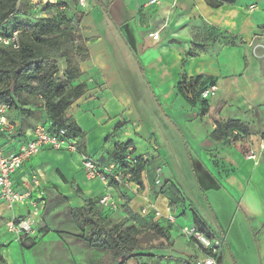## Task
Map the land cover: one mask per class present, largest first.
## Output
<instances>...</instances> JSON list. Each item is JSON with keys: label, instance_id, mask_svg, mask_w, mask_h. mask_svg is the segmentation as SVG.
<instances>
[{"label": "crops", "instance_id": "crops-1", "mask_svg": "<svg viewBox=\"0 0 264 264\" xmlns=\"http://www.w3.org/2000/svg\"><path fill=\"white\" fill-rule=\"evenodd\" d=\"M250 5H254L251 10ZM77 9L81 42L89 57L71 83L84 82V93L65 115L84 133L80 147L85 155L111 161L117 143L130 141L135 151L138 144L134 137L142 140L148 150L140 154H156L154 163L170 169L168 180L180 191L178 200L189 224H194V210L209 235L217 238L220 264H264V0H236L216 7L207 0H86L85 7ZM208 32L234 41L222 43ZM65 65L61 59L59 79H64ZM181 76L186 80L199 77L198 86L215 84L213 97L220 100L219 116L244 121L248 133L234 129L239 135L225 142V136H213L214 130L199 129L198 121L188 122L184 113L188 104L177 88ZM143 82L153 100L141 95ZM12 109L7 117L19 131L0 134L4 153L16 151L30 139L36 124H49L43 108L40 119L27 126L12 117ZM117 125L121 127L114 132ZM261 145L258 163L246 158L249 146L259 151ZM79 162L74 153L45 148L13 174L14 187L33 188V198L42 200V212L50 189L71 208H80L85 199H96L104 185L98 179H88ZM33 175L38 176L39 187L31 186ZM72 183L81 195L74 192ZM148 183L144 181L137 194L118 193L123 205L129 198L126 207L132 213L146 203L161 210L169 204L166 196L155 193L157 189ZM250 203L259 208L256 214L248 212ZM123 205L109 218H130ZM12 210L16 213L10 214ZM27 211L25 205L9 209L0 201L2 247L9 239L6 222ZM2 247L0 252L7 259ZM198 256L199 252L191 260Z\"/></svg>", "mask_w": 264, "mask_h": 264}, {"label": "trees", "instance_id": "trees-1", "mask_svg": "<svg viewBox=\"0 0 264 264\" xmlns=\"http://www.w3.org/2000/svg\"><path fill=\"white\" fill-rule=\"evenodd\" d=\"M235 2L236 0H224V3L228 4ZM19 3V0H0V27H4L5 23L13 16L24 12ZM221 4L218 3L216 6ZM61 6L57 2L46 4L48 9H57ZM78 14L81 16L80 13ZM68 20V17L64 15L60 17L54 15L39 20L27 29L13 27L10 31L5 32L0 28L5 34L18 30L17 49L10 46H0V85L4 87L3 90H0V101H6L13 107L14 102H21L23 94L31 95L37 99L41 104V108L45 111L50 122V131L64 128L67 136L82 138L84 133L70 117L65 115V111L84 93V82L73 86L71 83L80 75V64L89 57V52L82 42L76 44L74 48L62 46L63 37L68 32L62 21ZM232 39L234 41V38ZM58 59L60 61L63 59L66 63L63 70L64 79L57 78V73L60 70ZM198 81L199 77L188 80L183 79V81L178 82L177 88L179 92L181 91L179 89L181 85L190 89L193 95L192 101H198L203 110L208 112L216 126L213 136L221 137L222 126L231 131L236 129L238 133H248V127L237 119H229L224 124L221 122L219 116L221 104L208 107L206 99L200 96V92L213 83L207 85L201 83L203 86L200 85L202 86L200 88ZM118 127L119 125L115 128ZM233 139L235 140L236 136ZM129 146H131L130 141L117 143L111 161H122ZM80 150L85 154L84 147H80ZM143 169V161L141 156H138L137 162L133 165L131 171L134 179L139 184H141ZM166 182L155 193H163L169 202L177 203L180 198V191L174 183ZM71 186L76 194L81 195L75 183H72ZM127 199H124L125 203L122 205L130 217L125 221L130 223L124 229L122 225L125 221L110 223L109 213L99 210L97 198L85 199L84 205L74 210L81 212L83 220L89 225V229L86 233L77 235V238L87 246L100 250L115 251L118 254L119 261L123 256L126 258L133 256L135 251L141 249L133 233L138 230L137 228H143L145 221L154 223L155 227L161 221L152 216L142 217L138 213H132L126 207ZM191 212L194 225L209 235L202 218L196 211L192 210ZM2 260V257H0V264ZM193 260L194 258L191 261Z\"/></svg>", "mask_w": 264, "mask_h": 264}, {"label": "rangeland", "instance_id": "rangeland-1", "mask_svg": "<svg viewBox=\"0 0 264 264\" xmlns=\"http://www.w3.org/2000/svg\"><path fill=\"white\" fill-rule=\"evenodd\" d=\"M56 2L62 6L57 9H48L46 7L47 3ZM207 3L216 6L218 3L223 4L224 0H207ZM19 6L24 11L19 16L21 18L14 20L8 26L0 27L5 32L10 31L13 27L27 29L39 20L54 15L58 17L64 15L69 20L62 21L68 31L63 37L62 46L74 48L76 44L81 42L78 28L79 10L77 9L76 0H39L35 5L32 4L31 0H20ZM251 6L254 5L249 6L250 10L253 9ZM208 34L210 36L213 35V39L219 38L222 43L233 42L232 38L222 36L220 33L208 32ZM58 62L60 63V59H58ZM57 78L59 79L58 73ZM183 79L185 78L181 76L179 82L183 81ZM143 88L144 91H141V95H150L153 100L152 94L145 83ZM3 89L4 87L0 85V90ZM179 89L181 90L180 94L188 104V109L184 112L188 122L192 120L198 121L199 129L212 133L216 126L213 127L215 124L208 112L203 110L201 104L197 105L196 102L192 101L193 95L190 89L185 88L183 85ZM206 101L214 102V105L220 102L213 96L206 98ZM12 108V117L22 126L33 125L41 117V105H39L35 97L28 94H23L21 102H14ZM170 115L175 118L172 113ZM220 118L223 124L229 120V118L223 119L222 116ZM240 122L246 125L243 123L244 121ZM119 128H116L114 132H117ZM222 135L225 136V142H230L235 135L239 134H235L230 129L222 126ZM227 136L229 137L227 138ZM134 138L137 140L136 144H138L135 147L134 154L138 155L148 150V146H145L142 140ZM89 158L95 160L98 157L94 155ZM161 176L163 181L171 177L168 166L162 165ZM105 191L103 190V192ZM110 192L115 194L114 189ZM120 195L122 196V193ZM169 205L172 208L174 206L177 207V224L160 220L161 222L155 227L154 223L145 221L143 228H137L138 230L133 233L141 249L135 251L133 256L127 258L123 256L119 261L118 254L115 251L96 249L85 245L79 240L77 235L84 234L89 229V225L83 220L81 212L71 208L53 190H47L45 208L43 212L40 208L39 214L29 221V231L20 234L17 241L15 240L16 235L6 234L9 239L5 243V247L0 245V248L2 247V250L4 249L6 252L7 259L0 252V257L3 259L1 264H186L191 261V256H194L199 248L196 242L185 235L180 228V226H187L190 222V219L184 217L182 202H169ZM185 212L188 214V209ZM15 213L16 211L12 210L10 214ZM109 221L112 224L119 222L116 217H110ZM122 221H125V219ZM129 223V221H125L122 228L127 227Z\"/></svg>", "mask_w": 264, "mask_h": 264}, {"label": "built area", "instance_id": "built-area-1", "mask_svg": "<svg viewBox=\"0 0 264 264\" xmlns=\"http://www.w3.org/2000/svg\"><path fill=\"white\" fill-rule=\"evenodd\" d=\"M20 1V0H19ZM32 4H36L38 0H31ZM77 6L85 7L86 0H76ZM151 3H157L158 0H150ZM253 8V6H251ZM157 36L154 35L153 38ZM0 46H10L14 49L18 48V30H13L9 34H5L0 30ZM264 48V44H263ZM93 79L90 78L89 81ZM217 87L215 84L209 85L200 92L201 98H208L215 94ZM12 107L6 101H0V134L17 133L16 125L8 119L7 113ZM81 137L67 136L64 128H58L50 131V122L38 123L31 130V138L22 142L16 151L4 153L0 148V201L12 209L16 205H25L28 207L27 213L22 217H12L6 222V230L9 234L16 235L18 240L20 234L29 231V221L39 214L42 200L35 199L32 196V189L26 186L24 189H16L13 184V174L21 168L23 163L38 155L45 148L68 151L79 156L80 166L88 179H98L103 185L105 192L98 197L97 205L99 210L106 211L109 214L117 212L122 208V201L118 193L127 194L128 192L137 194L142 187L144 181L149 182V187L158 189L166 181L162 180L161 163H154L155 156L134 154V147L131 145L127 148L122 161H100L91 159L80 150ZM154 149L156 147L154 146ZM263 145L257 151L253 146H249L246 152V158L258 163L260 152ZM155 151V150H154ZM141 156L144 169L141 175V184L134 179L131 171L133 165L137 162V157ZM31 186L39 187L38 176L33 175L30 179ZM166 183H170L167 180ZM114 189L115 194L110 191ZM176 206L172 208L167 204L164 210L159 209L154 203H146L140 206L138 214L142 217L152 216L155 219L163 220L167 223H177ZM182 232L193 239L199 250V256L193 261L186 264H220L219 247L220 243L217 238L206 234L198 229L194 224L180 226Z\"/></svg>", "mask_w": 264, "mask_h": 264}, {"label": "clouds", "instance_id": "clouds-1", "mask_svg": "<svg viewBox=\"0 0 264 264\" xmlns=\"http://www.w3.org/2000/svg\"><path fill=\"white\" fill-rule=\"evenodd\" d=\"M247 210L250 214H256L259 211V208L255 203L247 204Z\"/></svg>", "mask_w": 264, "mask_h": 264}]
</instances>
